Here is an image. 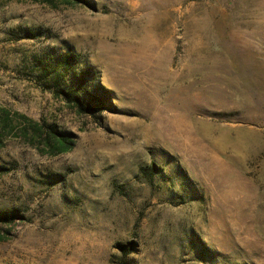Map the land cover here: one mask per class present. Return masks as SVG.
Returning a JSON list of instances; mask_svg holds the SVG:
<instances>
[{"label":"rangeland","instance_id":"rangeland-1","mask_svg":"<svg viewBox=\"0 0 264 264\" xmlns=\"http://www.w3.org/2000/svg\"><path fill=\"white\" fill-rule=\"evenodd\" d=\"M88 1L0 0V212L20 214L0 264H264V0ZM70 49L114 112L36 80ZM16 113L74 148L32 146Z\"/></svg>","mask_w":264,"mask_h":264},{"label":"trees","instance_id":"trees-1","mask_svg":"<svg viewBox=\"0 0 264 264\" xmlns=\"http://www.w3.org/2000/svg\"><path fill=\"white\" fill-rule=\"evenodd\" d=\"M52 6L62 3L74 5L78 3H89L88 0H37ZM22 30V29H20ZM28 33L24 38H34L36 33L32 30H26ZM39 73L35 75L36 80L45 89L53 91L55 95L62 100L71 110L79 115L92 116L99 119L102 113L114 112L112 92L103 86L100 75L97 70L80 60L79 55L70 49L66 53H51L48 57L37 60ZM26 124L24 129L25 139L34 147H42L48 150L50 155H58L71 151L75 146V141L69 134L59 131L52 125L39 124L32 118L16 113ZM8 113L4 115V128H8V123L12 120ZM20 120V119H19ZM12 129V128H11ZM32 132L33 136H30ZM2 137L0 136V144ZM149 178L157 172V166L144 168ZM20 214L0 212V225L13 222ZM5 238L0 235V242ZM132 250V249H131ZM130 248L124 250L120 256L118 264H129L127 262Z\"/></svg>","mask_w":264,"mask_h":264}]
</instances>
